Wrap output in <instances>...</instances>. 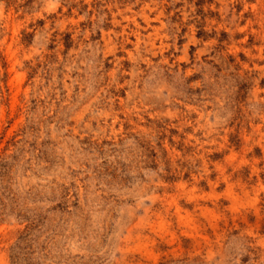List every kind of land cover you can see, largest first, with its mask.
Returning a JSON list of instances; mask_svg holds the SVG:
<instances>
[{"label": "rangeland", "instance_id": "obj_1", "mask_svg": "<svg viewBox=\"0 0 264 264\" xmlns=\"http://www.w3.org/2000/svg\"><path fill=\"white\" fill-rule=\"evenodd\" d=\"M0 264H264V0H0Z\"/></svg>", "mask_w": 264, "mask_h": 264}]
</instances>
